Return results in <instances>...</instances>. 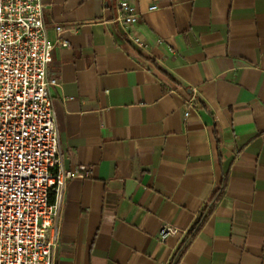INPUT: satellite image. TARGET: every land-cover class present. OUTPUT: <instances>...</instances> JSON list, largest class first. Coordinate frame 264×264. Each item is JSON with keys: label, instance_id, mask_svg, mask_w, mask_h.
<instances>
[{"label": "crops", "instance_id": "obj_1", "mask_svg": "<svg viewBox=\"0 0 264 264\" xmlns=\"http://www.w3.org/2000/svg\"><path fill=\"white\" fill-rule=\"evenodd\" d=\"M129 1L142 48L113 0H42L49 41L68 42L49 65L62 164L85 167L55 264H173L223 178L176 264H264V0Z\"/></svg>", "mask_w": 264, "mask_h": 264}, {"label": "built area", "instance_id": "obj_2", "mask_svg": "<svg viewBox=\"0 0 264 264\" xmlns=\"http://www.w3.org/2000/svg\"><path fill=\"white\" fill-rule=\"evenodd\" d=\"M113 3L115 22L142 48L128 29L139 19L136 7L129 0ZM62 32L57 27L49 41L42 0H0V264H55L65 186L85 170L63 167L52 106L59 81L49 65L53 50L68 46ZM176 233L162 225L159 239Z\"/></svg>", "mask_w": 264, "mask_h": 264}, {"label": "trees", "instance_id": "obj_3", "mask_svg": "<svg viewBox=\"0 0 264 264\" xmlns=\"http://www.w3.org/2000/svg\"><path fill=\"white\" fill-rule=\"evenodd\" d=\"M153 67L160 73L169 76L164 70H162L158 65H156L154 62H152ZM225 178H223V180L221 181L220 186L213 192V194L211 195V197L209 198V200L207 201V204L205 206V208L203 209V211L201 212V214L198 216L195 224L193 225V227L191 228V230L186 234L184 240L181 242L175 258L173 260V264H176L178 259L180 258L181 254L183 253V251L185 250V248L187 247V245L190 243L191 240L194 239V237L199 233V231L201 230L203 224L205 223L206 219L209 217V215L212 212V209L214 207V205L216 204V202L219 200V198L221 197L224 187H225ZM50 203L53 202V199L51 198Z\"/></svg>", "mask_w": 264, "mask_h": 264}]
</instances>
